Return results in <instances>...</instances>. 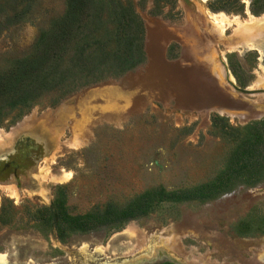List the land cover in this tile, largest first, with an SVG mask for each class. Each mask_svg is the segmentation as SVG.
Masks as SVG:
<instances>
[{
  "label": "rangeland",
  "instance_id": "1",
  "mask_svg": "<svg viewBox=\"0 0 264 264\" xmlns=\"http://www.w3.org/2000/svg\"><path fill=\"white\" fill-rule=\"evenodd\" d=\"M236 1L119 0L143 30L142 58L124 70L99 62L100 50L113 60L125 47L97 1L85 18L94 34L62 53L67 83L26 112L0 92V264H123L154 251L187 264H264V54L242 51L235 24L220 33L211 19L264 16L253 0L224 10ZM68 3L0 0V86ZM232 80L262 94L241 95ZM220 179L225 194L180 198ZM108 206L138 216L77 229L73 219H99Z\"/></svg>",
  "mask_w": 264,
  "mask_h": 264
},
{
  "label": "trees",
  "instance_id": "2",
  "mask_svg": "<svg viewBox=\"0 0 264 264\" xmlns=\"http://www.w3.org/2000/svg\"><path fill=\"white\" fill-rule=\"evenodd\" d=\"M66 15L59 19L54 25L55 31L47 36L45 33H40L34 43V52L36 56L23 59L19 62L14 72H8L3 78L0 86L2 94H14L13 108L16 110L28 111L35 105L40 97L45 92H51L60 88L70 80V70H62V53L67 47V43L75 36H85V33L92 32L94 29L86 24L85 18L89 19L88 11L93 4L99 1V6L109 10L112 14L113 24H117V31L122 36L125 51L120 55L110 56L104 54V50H100V63L103 65L111 64L112 61L120 70L133 66L142 58L141 43L143 30L142 26L134 14L132 7L128 4H122L119 0H68ZM226 2V1H224ZM223 8L226 11L239 12L241 4L237 0L236 3H223ZM252 6L256 11L252 10L255 16L264 12V0H253ZM233 11V12H234ZM18 20V19H17ZM100 24L97 26V28ZM84 50L78 51V56L81 57ZM229 62V60H228ZM90 69H95L91 65ZM87 73L93 78L92 71ZM240 87H245V84L239 83ZM218 122H224L222 118H216ZM253 149V148H252ZM252 149H248V158L251 157ZM229 182H224L221 179L216 183L208 184L197 190L187 193H181L180 198L185 200H200L206 201L217 197L218 195L228 192ZM99 219L95 215L88 214L81 218L73 219L77 229L83 231H91L98 224L104 225L106 228L118 229L124 222L137 218V213L132 209H116L108 206L104 212L98 213ZM160 264H172L163 262Z\"/></svg>",
  "mask_w": 264,
  "mask_h": 264
},
{
  "label": "bare ground",
  "instance_id": "3",
  "mask_svg": "<svg viewBox=\"0 0 264 264\" xmlns=\"http://www.w3.org/2000/svg\"><path fill=\"white\" fill-rule=\"evenodd\" d=\"M212 21L218 26L220 33H222L226 28L231 27L235 24L236 36L239 35L242 40L239 44L242 51L253 50L260 51V55L264 54V16L262 19H250L246 23H241L236 20H229L225 15L218 14L217 16H212ZM238 42V41H237ZM236 42V43H237ZM159 252H152L143 254L141 258L133 259V261H124L123 264H140L144 259H151L155 257ZM159 255H165L160 253ZM2 256H0V262H2ZM3 263V262H2ZM187 264V263H185Z\"/></svg>",
  "mask_w": 264,
  "mask_h": 264
},
{
  "label": "water",
  "instance_id": "4",
  "mask_svg": "<svg viewBox=\"0 0 264 264\" xmlns=\"http://www.w3.org/2000/svg\"><path fill=\"white\" fill-rule=\"evenodd\" d=\"M231 87L232 89L241 94V95H257V94H262V91L260 90H251L249 87H246V88H239L235 85V82L234 80L231 81ZM156 259H159V260H162L160 263H163V262H169V263H172V264H185V263H181L179 261H177L176 259H174L172 256L168 255V254H165L163 257H158V258H155V259H144V261H142L140 264H151V263H154L156 262L155 260ZM158 263V264H160Z\"/></svg>",
  "mask_w": 264,
  "mask_h": 264
}]
</instances>
